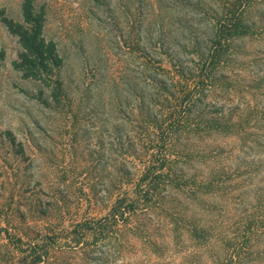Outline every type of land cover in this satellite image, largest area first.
<instances>
[{
    "label": "rangeland",
    "instance_id": "rangeland-1",
    "mask_svg": "<svg viewBox=\"0 0 264 264\" xmlns=\"http://www.w3.org/2000/svg\"><path fill=\"white\" fill-rule=\"evenodd\" d=\"M21 2L0 0V11L21 22ZM34 6L63 60V91L56 104L47 87L13 68L20 46L0 21V264H18L35 244L54 248L42 264H264V0L245 12L255 33L241 41L226 83L204 99L202 110L221 127L197 131L198 118L184 126L164 200L98 242L73 230L107 223L115 189H131L121 176L133 171L132 95L136 84L150 89L152 40L190 60L186 38L205 32L206 19L184 0Z\"/></svg>",
    "mask_w": 264,
    "mask_h": 264
},
{
    "label": "trees",
    "instance_id": "trees-1",
    "mask_svg": "<svg viewBox=\"0 0 264 264\" xmlns=\"http://www.w3.org/2000/svg\"><path fill=\"white\" fill-rule=\"evenodd\" d=\"M184 2L195 6L200 17H205L206 29L205 32L189 33L186 39L192 52L190 60L186 61L179 52H162L156 41L152 40L151 51L157 58H149L152 67H143L150 71V89L139 88L142 85L136 84L132 95L131 118L137 124L136 137L130 145L133 171L123 172L121 176L130 181L131 189L124 190L122 186L115 189L118 197L106 218L107 223L85 222L75 226L73 235L81 230L98 242V237H106L107 232H111L110 227L123 223L126 225L139 213H145L156 202L164 200L162 193L171 189L172 184L169 182L177 179V165L182 159L180 152L183 148L181 139L184 126H189L193 119L198 118L203 126L197 131L210 133L216 127H221L216 124L219 118L207 115L202 106H205L204 99L222 89L226 83L228 77L225 72L229 64L235 63V57L240 53L241 41L255 33V27L245 20V12L252 0ZM150 8L153 10L155 6ZM20 9L21 22L6 17L0 11L1 23L17 38L20 46L12 66L24 79L38 81L47 87L50 98L58 104L63 91L59 78L63 60L56 44L44 38L45 14L35 8L34 0H22ZM145 22L147 26L149 20L144 19L142 26ZM133 39L138 47L141 35H135ZM144 39L149 44L151 37ZM3 57L4 53L0 51V66ZM139 64L143 65L141 62ZM140 77L145 80L147 78L143 75ZM74 244L81 247L83 243L77 239ZM44 247L38 244L27 246L20 252L18 264L45 263L49 249L54 251V248Z\"/></svg>",
    "mask_w": 264,
    "mask_h": 264
}]
</instances>
